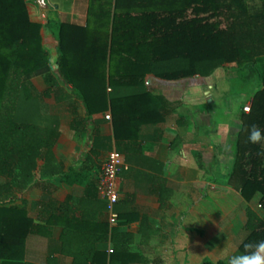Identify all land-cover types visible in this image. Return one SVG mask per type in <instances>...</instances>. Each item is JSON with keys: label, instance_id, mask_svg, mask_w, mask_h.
<instances>
[{"label": "crops", "instance_id": "obj_1", "mask_svg": "<svg viewBox=\"0 0 264 264\" xmlns=\"http://www.w3.org/2000/svg\"><path fill=\"white\" fill-rule=\"evenodd\" d=\"M36 3L38 11L28 4L27 11L40 26L50 71L28 77L27 83L38 96V116L59 134L36 160L28 181L19 170L8 190L6 180L0 181L1 209L24 211L38 228L27 237L19 262L105 264L115 230L123 250L117 264L227 263L248 235L247 210L264 217L257 199L247 202L229 184L242 109L232 99L218 103L220 92L212 86L209 92L200 89L193 78L158 79L147 89L160 95V121L142 127L135 143L117 145L111 117L106 119L110 111L87 117L72 88L54 71L58 43L48 22L84 25L86 0ZM227 95L235 97L231 90ZM111 151L127 166L118 178L120 217L113 227L97 190Z\"/></svg>", "mask_w": 264, "mask_h": 264}, {"label": "trees", "instance_id": "obj_2", "mask_svg": "<svg viewBox=\"0 0 264 264\" xmlns=\"http://www.w3.org/2000/svg\"><path fill=\"white\" fill-rule=\"evenodd\" d=\"M249 1L86 0L84 25H48L58 43L54 71L87 117L110 111L117 145L135 143L142 127L161 119V98L145 86L147 76L206 79L235 65V79L253 96L250 112L240 116L229 184L247 202L257 199L264 212V142L248 141L252 126L264 133V7L252 15ZM49 71L40 26L30 21L27 1L0 0V181L6 180L7 190L16 170L30 179L36 160L58 138V129L38 116V96L27 83L28 77ZM1 193L0 184V264H21L26 239L38 228L24 211L1 209ZM247 219L248 235L235 255L264 241V217L248 209ZM115 239L112 230L114 248L105 264H117L123 251Z\"/></svg>", "mask_w": 264, "mask_h": 264}, {"label": "rangeland", "instance_id": "obj_3", "mask_svg": "<svg viewBox=\"0 0 264 264\" xmlns=\"http://www.w3.org/2000/svg\"><path fill=\"white\" fill-rule=\"evenodd\" d=\"M27 4L35 7V10L38 11V6L36 0H26ZM264 7V0H251L248 2V11L252 15H258L261 13L262 8ZM194 78V77H193ZM236 78V67L235 65H225L222 69L214 72L208 79H202L199 81L200 89L205 90L206 92L211 91V88L214 87V90L219 91L220 96L218 97V103L222 100L232 99V105L235 108L243 109L247 104H251V97L249 92V86H245L241 80ZM185 86L189 84V81L183 83ZM212 86V87H211ZM232 90L233 98L229 97L228 92ZM243 113V112H242ZM241 113V114H242ZM236 124H239L238 120Z\"/></svg>", "mask_w": 264, "mask_h": 264}, {"label": "built area", "instance_id": "obj_4", "mask_svg": "<svg viewBox=\"0 0 264 264\" xmlns=\"http://www.w3.org/2000/svg\"><path fill=\"white\" fill-rule=\"evenodd\" d=\"M201 79L195 77L192 82L199 83ZM160 83V80L148 77L145 79V86L150 88L153 84ZM251 104H247L243 107L242 112L248 114L250 112ZM106 119H110L107 115ZM127 166L124 163L123 156L117 151H111L106 161L103 164L101 173L98 179L97 190L106 204L107 223L113 227L118 224L119 217L115 211V206L118 203V178L123 170H126ZM112 253V249L109 250Z\"/></svg>", "mask_w": 264, "mask_h": 264}, {"label": "clouds", "instance_id": "obj_5", "mask_svg": "<svg viewBox=\"0 0 264 264\" xmlns=\"http://www.w3.org/2000/svg\"><path fill=\"white\" fill-rule=\"evenodd\" d=\"M248 141L252 144L262 143L264 142V133L258 127L252 126L249 130ZM259 195L257 193V196ZM228 264H264V241L255 245H245V254L230 256Z\"/></svg>", "mask_w": 264, "mask_h": 264}]
</instances>
